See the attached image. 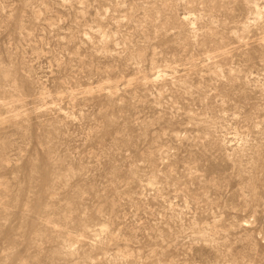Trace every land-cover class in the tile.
Wrapping results in <instances>:
<instances>
[{"label":"rangeland","instance_id":"374dc122","mask_svg":"<svg viewBox=\"0 0 264 264\" xmlns=\"http://www.w3.org/2000/svg\"><path fill=\"white\" fill-rule=\"evenodd\" d=\"M0 264H264V0H0Z\"/></svg>","mask_w":264,"mask_h":264}]
</instances>
